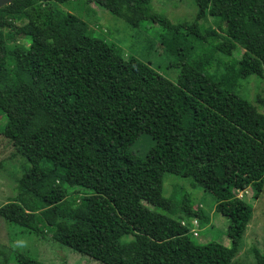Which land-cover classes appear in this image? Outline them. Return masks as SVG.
I'll return each mask as SVG.
<instances>
[{
  "label": "trees",
  "instance_id": "16d2710c",
  "mask_svg": "<svg viewBox=\"0 0 264 264\" xmlns=\"http://www.w3.org/2000/svg\"><path fill=\"white\" fill-rule=\"evenodd\" d=\"M70 1L0 8V115L38 128L0 217L101 264H231L253 212L235 193L252 187L257 199L264 186V114L237 95L240 80L264 79V0H194L190 25L155 12L154 0H87L132 29L158 26L175 82L62 11ZM208 16L218 30L200 25ZM141 136L152 143L138 157ZM165 174L214 198L233 225L230 246L193 242L209 218L187 192L164 197ZM106 226L131 239L102 242ZM10 261L44 264L19 251Z\"/></svg>",
  "mask_w": 264,
  "mask_h": 264
},
{
  "label": "rangeland",
  "instance_id": "374dc122",
  "mask_svg": "<svg viewBox=\"0 0 264 264\" xmlns=\"http://www.w3.org/2000/svg\"><path fill=\"white\" fill-rule=\"evenodd\" d=\"M151 5L155 12L164 15L173 24L190 25L197 12L194 0H154ZM61 9L88 20L93 34L108 44L117 45L124 56L136 57L164 78L172 82L177 80L178 69L171 65L176 58L165 52L155 38V32L159 33L158 26H153L149 31L132 29L103 8L88 4L87 0H71L61 5ZM215 20L208 16L199 23L206 28L218 30ZM28 24L27 20L24 24H20L17 34H21ZM241 54L242 51H239L233 55V58L239 60ZM217 71L218 69H213L212 73ZM238 84L237 95L264 114V79L250 77L240 80ZM37 132V127L11 113H7V119L0 115V207L11 202L18 180L29 168V163L20 152V148L29 146ZM151 143L148 136H141L130 148V152L143 157ZM174 192L191 194L195 205L200 206L209 218V224L199 229L197 237H193V242L198 244L218 242L226 247L230 246L233 225L228 218H224L216 211V201L210 194L195 186L189 178L165 174L163 196L168 198ZM235 194L237 198L250 204L253 212L241 240L239 254L231 264H256L253 249L264 254V186L257 199L253 198L255 190L252 187ZM99 239L102 242L116 239L128 241L131 237L123 235L122 230L115 226H106ZM18 241H23L26 246L21 247ZM15 251L44 264H101L53 242L49 235L42 238L0 217V264H13V261L9 262V258Z\"/></svg>",
  "mask_w": 264,
  "mask_h": 264
},
{
  "label": "water",
  "instance_id": "95a60500",
  "mask_svg": "<svg viewBox=\"0 0 264 264\" xmlns=\"http://www.w3.org/2000/svg\"><path fill=\"white\" fill-rule=\"evenodd\" d=\"M14 1H19V0H0V8Z\"/></svg>",
  "mask_w": 264,
  "mask_h": 264
},
{
  "label": "built area",
  "instance_id": "2783aa9c",
  "mask_svg": "<svg viewBox=\"0 0 264 264\" xmlns=\"http://www.w3.org/2000/svg\"><path fill=\"white\" fill-rule=\"evenodd\" d=\"M192 225H196V221H192ZM192 232H193V235L194 236H197V233H196V231H195V229H194V227H192V230H191Z\"/></svg>",
  "mask_w": 264,
  "mask_h": 264
},
{
  "label": "clouds",
  "instance_id": "9594fccd",
  "mask_svg": "<svg viewBox=\"0 0 264 264\" xmlns=\"http://www.w3.org/2000/svg\"><path fill=\"white\" fill-rule=\"evenodd\" d=\"M237 193V192H236ZM236 195V194H235ZM21 247H24V246H26L25 244H24V242L23 241H18L17 242Z\"/></svg>",
  "mask_w": 264,
  "mask_h": 264
}]
</instances>
